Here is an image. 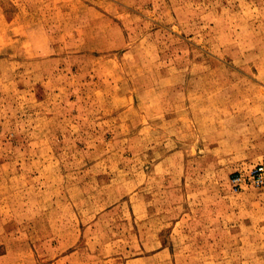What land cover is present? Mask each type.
<instances>
[{
  "label": "rangeland",
  "instance_id": "374dc122",
  "mask_svg": "<svg viewBox=\"0 0 264 264\" xmlns=\"http://www.w3.org/2000/svg\"><path fill=\"white\" fill-rule=\"evenodd\" d=\"M264 0H0V264H264Z\"/></svg>",
  "mask_w": 264,
  "mask_h": 264
},
{
  "label": "built area",
  "instance_id": "2783aa9c",
  "mask_svg": "<svg viewBox=\"0 0 264 264\" xmlns=\"http://www.w3.org/2000/svg\"><path fill=\"white\" fill-rule=\"evenodd\" d=\"M230 181L236 190L264 186V161L239 173H235Z\"/></svg>",
  "mask_w": 264,
  "mask_h": 264
},
{
  "label": "crops",
  "instance_id": "0c3cea01",
  "mask_svg": "<svg viewBox=\"0 0 264 264\" xmlns=\"http://www.w3.org/2000/svg\"><path fill=\"white\" fill-rule=\"evenodd\" d=\"M16 264V263H15Z\"/></svg>",
  "mask_w": 264,
  "mask_h": 264
}]
</instances>
